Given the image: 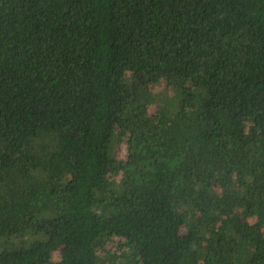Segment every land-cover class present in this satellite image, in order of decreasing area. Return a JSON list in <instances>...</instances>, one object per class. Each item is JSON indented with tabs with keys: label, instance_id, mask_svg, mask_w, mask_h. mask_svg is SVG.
<instances>
[{
	"label": "trees",
	"instance_id": "1",
	"mask_svg": "<svg viewBox=\"0 0 264 264\" xmlns=\"http://www.w3.org/2000/svg\"><path fill=\"white\" fill-rule=\"evenodd\" d=\"M0 264H264V0H0Z\"/></svg>",
	"mask_w": 264,
	"mask_h": 264
},
{
	"label": "rangeland",
	"instance_id": "2",
	"mask_svg": "<svg viewBox=\"0 0 264 264\" xmlns=\"http://www.w3.org/2000/svg\"><path fill=\"white\" fill-rule=\"evenodd\" d=\"M121 157V156H120Z\"/></svg>",
	"mask_w": 264,
	"mask_h": 264
}]
</instances>
